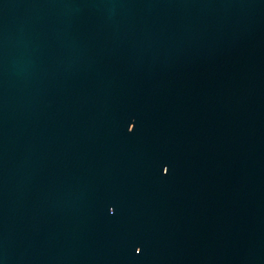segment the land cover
<instances>
[{"label": "water", "instance_id": "water-1", "mask_svg": "<svg viewBox=\"0 0 264 264\" xmlns=\"http://www.w3.org/2000/svg\"><path fill=\"white\" fill-rule=\"evenodd\" d=\"M0 264H264V0H0Z\"/></svg>", "mask_w": 264, "mask_h": 264}]
</instances>
